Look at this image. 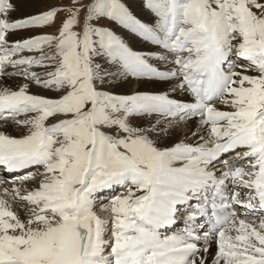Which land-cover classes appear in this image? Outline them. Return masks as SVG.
<instances>
[{
	"label": "snow or ice",
	"instance_id": "6c2138e0",
	"mask_svg": "<svg viewBox=\"0 0 264 264\" xmlns=\"http://www.w3.org/2000/svg\"><path fill=\"white\" fill-rule=\"evenodd\" d=\"M44 3L0 0V264H264V0Z\"/></svg>",
	"mask_w": 264,
	"mask_h": 264
},
{
	"label": "bare ground",
	"instance_id": "6f19581e",
	"mask_svg": "<svg viewBox=\"0 0 264 264\" xmlns=\"http://www.w3.org/2000/svg\"><path fill=\"white\" fill-rule=\"evenodd\" d=\"M140 0H131L130 4H132L135 14L138 15L139 18H142L143 20L147 21L151 19L150 13L147 12L146 9L141 8V4L139 3ZM21 35H26L25 33H21ZM128 39L130 46H132L135 50H147L151 45L147 44V42L142 41L139 37H134L131 34L126 35L125 37ZM18 80H8L7 83L9 85H15L18 83ZM35 91V89H33ZM10 131H12L10 129ZM2 172L3 170L0 169ZM10 186V185H8ZM0 191H2V187H0ZM116 191H122V189H117ZM113 193L111 191H105L101 194V198L106 199Z\"/></svg>",
	"mask_w": 264,
	"mask_h": 264
},
{
	"label": "rangeland",
	"instance_id": "374dc122",
	"mask_svg": "<svg viewBox=\"0 0 264 264\" xmlns=\"http://www.w3.org/2000/svg\"><path fill=\"white\" fill-rule=\"evenodd\" d=\"M131 0H127L128 3H130ZM51 2V3H58L60 0H45L44 4L39 5V7L42 9L44 6H46V3ZM63 2L67 3V0H63ZM141 4V0L139 1ZM43 31H51V29H44Z\"/></svg>",
	"mask_w": 264,
	"mask_h": 264
}]
</instances>
